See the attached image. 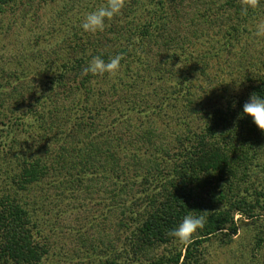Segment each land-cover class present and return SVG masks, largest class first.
<instances>
[{
	"label": "trees",
	"instance_id": "1",
	"mask_svg": "<svg viewBox=\"0 0 264 264\" xmlns=\"http://www.w3.org/2000/svg\"><path fill=\"white\" fill-rule=\"evenodd\" d=\"M49 1L0 0V12ZM62 1V19L79 10L69 33L0 55V264H42L93 200L89 264H201L204 246L264 217V132L240 118L264 95V50L251 53L264 0L247 14L243 0H124L96 34L81 24L107 0ZM116 55V75L84 73ZM243 58L247 70L234 68ZM187 215L205 222L181 244L170 232Z\"/></svg>",
	"mask_w": 264,
	"mask_h": 264
},
{
	"label": "rangeland",
	"instance_id": "2",
	"mask_svg": "<svg viewBox=\"0 0 264 264\" xmlns=\"http://www.w3.org/2000/svg\"><path fill=\"white\" fill-rule=\"evenodd\" d=\"M64 6L62 0H57L55 2L49 1L45 5L35 6L32 10L35 13L32 15L24 16L20 10H16L17 12L15 11V15L11 10H8L11 8L5 10L4 13L0 12V21L2 24H5V28H1L3 32L0 34V55L3 56L2 60L4 58L10 62L12 58L16 57L15 53L22 52L26 47H36L39 41H41L39 48H46L55 38H62L63 35L69 33L68 30L64 33L67 24L65 23L62 25V23L68 20L77 23L75 19L79 17V10L77 8L74 10L72 9L73 11H70L67 18L62 19L61 13L63 12ZM260 23H264V19L256 20V24L252 29V35H254L252 39L256 40V44L251 49V53L253 55L262 56V50H264V48L262 49L264 37H258L256 35V26ZM51 29L55 30V32L51 33ZM49 33H51V40L47 42L46 37ZM84 33L85 32H82V34ZM245 37L241 42L243 46L248 43V38L245 39ZM40 38L42 39L40 40ZM22 44L24 45L21 46ZM241 51L244 54L243 49L240 47V52ZM248 63L249 59L243 58L238 64L232 65L234 68L239 65L241 71L242 69L246 71ZM4 64L5 63H3V65ZM259 173L260 180L264 179V169L260 170ZM96 203L97 200H93L92 206L90 202V204L85 207L84 213L80 214L83 217L89 216L86 217L87 220L83 227L79 228V226L75 224L77 223L75 220L76 214L69 215L68 219L70 221L72 220L75 224L74 228L56 231L57 240L54 249H52L53 251L48 258L44 259L42 264H89V262L98 261L97 256L95 258L93 257L99 252V249L93 248L91 246L92 242H90L94 239L93 234L97 230L96 225L93 226L95 228H91V226L98 223L97 226L99 229L100 220H96V217L102 215V211L100 210L101 207H97ZM89 219H91V222L88 221ZM94 219L95 221H92ZM80 223L79 221V224ZM88 231H91L90 234ZM117 234L114 231V236ZM260 236H264V217L256 221L244 220V222L240 223L239 233L234 236V239L230 243H228L227 237L222 235L217 241L206 245V247L204 246V249H202L204 256L201 259V264H264V246H258L255 239V237ZM84 237H86V240L83 242ZM172 249H174V246L171 245L158 247L153 251L154 256L157 258L153 257V255L152 257L154 260L158 259L164 252L168 254Z\"/></svg>",
	"mask_w": 264,
	"mask_h": 264
},
{
	"label": "clouds",
	"instance_id": "3",
	"mask_svg": "<svg viewBox=\"0 0 264 264\" xmlns=\"http://www.w3.org/2000/svg\"><path fill=\"white\" fill-rule=\"evenodd\" d=\"M260 0H243L244 14H247L249 9L258 7ZM124 7V0H107L105 5L88 13L84 18L81 28L84 32L96 34L105 30L107 22L118 16ZM256 35L264 37V23L256 26ZM122 57L116 55L105 61L100 56L92 58L87 67L84 69L85 74L114 76L118 73L121 67ZM240 86V85H239ZM237 86V90L239 89ZM250 118L252 123L258 129L264 132V95L253 93L247 102L243 105V111L240 116ZM204 217L187 215L183 220L170 232V235L181 244L191 242L193 235L204 226Z\"/></svg>",
	"mask_w": 264,
	"mask_h": 264
}]
</instances>
